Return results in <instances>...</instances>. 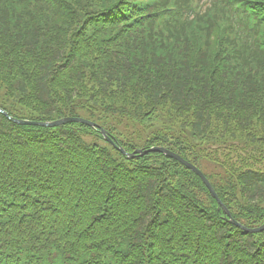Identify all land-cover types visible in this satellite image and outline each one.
<instances>
[{
	"label": "trees",
	"instance_id": "obj_1",
	"mask_svg": "<svg viewBox=\"0 0 264 264\" xmlns=\"http://www.w3.org/2000/svg\"><path fill=\"white\" fill-rule=\"evenodd\" d=\"M0 264H264V0H0Z\"/></svg>",
	"mask_w": 264,
	"mask_h": 264
},
{
	"label": "water",
	"instance_id": "obj_2",
	"mask_svg": "<svg viewBox=\"0 0 264 264\" xmlns=\"http://www.w3.org/2000/svg\"><path fill=\"white\" fill-rule=\"evenodd\" d=\"M2 111V110H1ZM10 120L18 123V124H30V125H40V126H57L60 124H64V123H68V122H78V123H83L92 127H96L100 129L101 134L104 136V138L108 141V142H113L112 138L108 135L107 131L100 127L99 125H97L96 123L83 118V117H79V116H69V117H64V118H60V119H56V120H52V121H37V120H28V119H23V118H14V117H9ZM123 154H125L127 157H133L134 155H143L147 152H161L163 154H165L166 156H169L175 160H177L178 162L182 163L184 166H186L188 169L192 170L195 174H197L202 181L204 182L205 186L207 187V189L209 190L210 194L212 195L213 198L216 199V201L218 202L219 206H221L224 210V212L226 213V215L228 216V220L233 223L234 225L240 227L242 230L247 231V232H260L264 230V223H262L259 226L256 227H246L244 225H242L240 222L234 220L232 218V216L230 215L228 209L224 206V204L221 202V200L219 199L218 195L216 194L214 188L212 187L210 181L207 179V177L204 175V173L194 164H192L191 162L185 160L184 158H182L180 155L174 153L173 151L167 149L164 146H153L151 148L148 149H136L133 152H126L123 148H119Z\"/></svg>",
	"mask_w": 264,
	"mask_h": 264
},
{
	"label": "rangeland",
	"instance_id": "obj_3",
	"mask_svg": "<svg viewBox=\"0 0 264 264\" xmlns=\"http://www.w3.org/2000/svg\"><path fill=\"white\" fill-rule=\"evenodd\" d=\"M201 169H203L204 171L208 172L210 169H211V166L210 164H208L207 162H203L201 165H200ZM215 190V189H214Z\"/></svg>",
	"mask_w": 264,
	"mask_h": 264
}]
</instances>
